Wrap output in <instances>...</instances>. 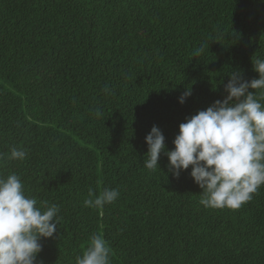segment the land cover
<instances>
[{
  "label": "trees",
  "instance_id": "16d2710c",
  "mask_svg": "<svg viewBox=\"0 0 264 264\" xmlns=\"http://www.w3.org/2000/svg\"><path fill=\"white\" fill-rule=\"evenodd\" d=\"M252 57L264 0H0V174L61 218L37 264H75L94 234L110 264H264V185L239 209L206 208L191 166L177 178L164 152L143 165L154 125L174 150L230 72L259 78ZM13 145L25 160L7 158ZM104 188L118 199L83 206Z\"/></svg>",
  "mask_w": 264,
  "mask_h": 264
},
{
  "label": "clouds",
  "instance_id": "9594fccd",
  "mask_svg": "<svg viewBox=\"0 0 264 264\" xmlns=\"http://www.w3.org/2000/svg\"><path fill=\"white\" fill-rule=\"evenodd\" d=\"M202 51L197 49L196 56ZM252 62L259 78L248 81L240 72H230L227 96L179 125L174 150L166 149L158 126L154 125L145 138L148 152L144 167L156 170L162 152L177 178L191 166L190 175L202 189L199 203L206 208L239 209L264 185V59L252 57ZM104 91L110 90L105 87ZM189 96L191 90L183 93L179 102L185 103ZM95 114L99 117L100 110ZM26 157V151L14 145L7 154L9 160L23 161ZM3 159L4 154H0ZM119 195L117 189L104 188L99 194L90 189L83 206L102 209ZM58 213V205L27 195L16 173L0 174V264H37L40 240L54 237L60 225ZM110 254L108 242L94 234L82 255L75 257V264H110Z\"/></svg>",
  "mask_w": 264,
  "mask_h": 264
}]
</instances>
